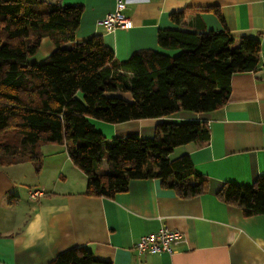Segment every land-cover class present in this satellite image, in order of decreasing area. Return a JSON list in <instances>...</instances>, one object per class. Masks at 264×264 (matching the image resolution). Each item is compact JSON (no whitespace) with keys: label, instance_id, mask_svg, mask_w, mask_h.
<instances>
[{"label":"trees","instance_id":"1","mask_svg":"<svg viewBox=\"0 0 264 264\" xmlns=\"http://www.w3.org/2000/svg\"><path fill=\"white\" fill-rule=\"evenodd\" d=\"M83 10L79 3L0 0V166L31 162L38 172L41 147L58 144L85 175L84 194L112 198L131 180L158 179L180 197L199 195L208 177L195 171L187 153L170 154L206 142L205 121H160L149 136L108 140L89 119L115 124L210 112L228 100L233 74L260 68V38L236 39L224 21L219 30L196 28L184 19L185 9L169 14L181 28L157 33L158 45L176 55L143 48L121 61L100 35L74 40ZM193 10L200 21L199 13L209 9ZM44 37L54 50L43 61H29ZM216 197L244 216L264 214V174L250 185L225 182ZM46 264L112 263L75 247Z\"/></svg>","mask_w":264,"mask_h":264},{"label":"crops","instance_id":"2","mask_svg":"<svg viewBox=\"0 0 264 264\" xmlns=\"http://www.w3.org/2000/svg\"><path fill=\"white\" fill-rule=\"evenodd\" d=\"M84 7L74 40L100 35L118 60L135 50L161 48L159 30L179 27L169 14L185 10L196 28L260 38V68L230 78L228 100L207 113L179 111L167 117L107 123L89 119L106 139L137 133L149 136L160 121H205L208 140L178 146L196 172L208 177L205 191L180 197L158 179L131 180L125 192L112 198L84 194L86 177L71 162L65 147H41L42 166L31 162L0 166V264H46L58 253L75 247L89 249L112 264H264V214L244 216L239 207L216 197L225 182L250 185L264 174V0H122L132 26L107 31L98 20L117 0H48ZM208 8L194 19L193 9ZM192 9V10H189ZM44 37L31 62L54 50ZM126 99L129 95L121 94ZM106 169L105 162L101 170ZM37 191V196H30ZM161 228L180 231L183 240L173 253L138 254L134 244Z\"/></svg>","mask_w":264,"mask_h":264},{"label":"built area","instance_id":"3","mask_svg":"<svg viewBox=\"0 0 264 264\" xmlns=\"http://www.w3.org/2000/svg\"><path fill=\"white\" fill-rule=\"evenodd\" d=\"M125 3L117 0L111 11L106 12L99 20L107 31H113L116 28H129L132 26L129 18L124 14ZM30 196H37V191H30ZM183 240V234L180 231L161 228L157 232L141 235L134 244V249L138 254L142 253H173L175 246Z\"/></svg>","mask_w":264,"mask_h":264},{"label":"rangeland","instance_id":"4","mask_svg":"<svg viewBox=\"0 0 264 264\" xmlns=\"http://www.w3.org/2000/svg\"><path fill=\"white\" fill-rule=\"evenodd\" d=\"M52 43V42H51ZM179 150L178 147L174 148V153H172V155H175L176 151ZM173 157V156H172Z\"/></svg>","mask_w":264,"mask_h":264}]
</instances>
